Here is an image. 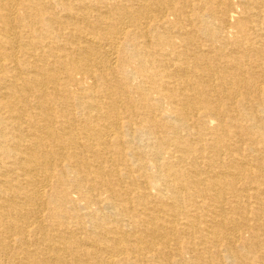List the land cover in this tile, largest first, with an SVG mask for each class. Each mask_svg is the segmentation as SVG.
<instances>
[{"label":"bare ground","instance_id":"1","mask_svg":"<svg viewBox=\"0 0 264 264\" xmlns=\"http://www.w3.org/2000/svg\"><path fill=\"white\" fill-rule=\"evenodd\" d=\"M0 264H264V0H0Z\"/></svg>","mask_w":264,"mask_h":264}]
</instances>
